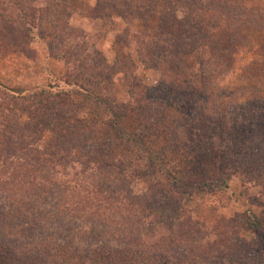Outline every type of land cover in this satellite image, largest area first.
Wrapping results in <instances>:
<instances>
[{"label":"trees","instance_id":"16d2710c","mask_svg":"<svg viewBox=\"0 0 264 264\" xmlns=\"http://www.w3.org/2000/svg\"><path fill=\"white\" fill-rule=\"evenodd\" d=\"M73 3L0 0V55L14 54L36 66L39 58L32 47L45 43L49 59L64 63L66 71L59 80L68 86L65 90L50 81L28 89L0 83V180L8 177L19 185L18 191H7V201L19 209L49 189L84 188L117 206L118 211L106 219L113 227L105 236L143 249L154 260L166 264H253L244 257L253 244L242 233L254 234L264 248V212L254 210L257 197L249 198L254 204L251 209L209 226L201 211L192 207L197 193L184 201L175 190L193 185L189 179L194 170H202L199 174L203 175L202 166L215 164L219 175L242 176L260 188L264 197V139L251 132L262 124L264 100L237 98L225 84L230 52L240 44L235 35L264 29V13L258 10L264 0L252 1L251 7L246 0H98L94 15L103 21L113 16L123 20L129 27L126 42L135 45L140 65L150 68L165 63L180 71L188 56H201L200 98L194 101L195 115L189 120L196 133L206 130L209 137L195 148L189 147V120L175 122L162 117L167 108L173 105L179 109L186 100L176 96L174 87L181 86L178 80L174 86L163 82L160 87H146L134 74V65L127 75L129 101H115L112 90L103 84L105 77L112 80L113 68L106 66L97 43L71 25ZM160 5L170 15L149 27L154 29L149 31L151 35L136 32L134 22L147 27L149 14ZM130 116L138 125L128 131L121 120ZM168 123L171 141L159 143ZM133 142L146 150L150 162L160 164L169 174L166 183L148 180V192L143 196L131 192L135 174L128 176L111 166L116 161V147ZM183 161L192 164V171ZM212 185L202 181L208 189L201 192L213 193ZM241 192L249 197L247 190ZM158 214L164 227L159 237L147 244L140 231ZM1 223L0 264H67L58 259L53 240L19 241L23 225ZM176 250L183 254L178 257Z\"/></svg>","mask_w":264,"mask_h":264},{"label":"rangeland","instance_id":"374dc122","mask_svg":"<svg viewBox=\"0 0 264 264\" xmlns=\"http://www.w3.org/2000/svg\"><path fill=\"white\" fill-rule=\"evenodd\" d=\"M252 1L254 0H246L249 7H251ZM72 6L71 25L97 43L98 51L107 61L108 65L106 66L113 68L111 71L113 72L112 80L105 77L103 84L104 87L112 90L118 104L128 102L130 99L127 75L135 65L134 74L141 78L146 87H160L163 82L174 86L176 80L181 85L174 87L176 96L181 100H186L179 109L171 104L172 107L167 108L165 115L162 116L163 119L171 117L175 122H187L192 115H195L193 103L200 98L198 72L200 55L188 56L180 71L165 63L157 66L152 64L150 68H147V66L140 65L135 45L128 46L126 39L129 34L126 32L129 27L120 17L113 16L109 21L98 19L97 15H94L98 0H74ZM155 10L149 14L147 27L141 21L134 22L132 27L136 32L145 31L151 35L154 29L151 31L149 27H156L161 24L163 17L170 15L162 5ZM258 10L264 13V6ZM178 18L180 22L183 20L180 13ZM232 30L235 31V27ZM235 37L240 44L237 49H232L230 52L232 57L229 62L230 74L227 76L225 84L231 91L236 92L233 96L237 98L257 97L264 100V29L243 31L239 37L238 34ZM46 46L41 42L33 45L32 48L39 58L36 66H31L30 63L19 59L14 54L6 58L0 55V83L33 89V86L46 85L51 81L68 90V86L59 80L61 74L66 71L65 65L62 61L51 59V56L49 59ZM188 96L194 100L188 101ZM82 117L86 118L87 115L84 114ZM121 124L128 131L138 125L131 116L121 120ZM203 126L208 129L205 125ZM166 127L159 143L166 140L171 141V126L168 123ZM188 128L189 147L195 148L202 144L200 142L202 139L209 137L206 130L200 134L196 133L195 124L191 120H189ZM251 132L264 139V117L260 127ZM116 148V161L114 160L111 166H117L120 172H126L128 176L135 174V180L130 186L133 195L143 196L146 194L148 180L155 183L170 181L169 174L164 167L160 164L156 166L150 162L146 150L141 149L138 144L133 142ZM183 163H186L190 167L188 169L192 171V166H190L192 164L185 161ZM202 169L204 170L203 175L199 174L202 170L197 173L194 170L192 179H189V183L193 184L192 186L195 185L194 187L189 184L179 186L175 190V194L179 199L185 201L187 197L197 193L194 196L195 202L192 207L203 213L200 212L201 216L208 220L209 226H213L214 222L222 217L230 218L237 212L251 209L254 204L250 202V197L258 198L254 202V210L259 213L264 212V197L260 194V188H255L251 182H245L242 176L234 173L231 174L232 176L219 175V167H216L215 164L208 168L202 166ZM202 181L213 182L212 186L215 187L213 188L215 191L207 194L201 192L204 188L208 189L207 186H202ZM0 185L3 187L0 189L2 226L11 223L23 225L19 228V241L20 239L22 241L30 239L53 240L58 250V259L67 264H166L160 260L152 259L146 252H143V249H135L129 243H124L122 240H110L105 236V233L111 231V227H113V224L106 219H111L118 209L116 205L113 206L94 191L84 188L63 189L64 191L58 188L49 189L41 194V198H34L28 206L17 209L12 206L11 201H7L5 196H9L7 191L10 193L18 191L19 185L14 184L8 177L2 178ZM245 190L249 192L247 195L249 197L241 195L243 194L241 191L245 192ZM163 227L164 222L161 216L155 215L141 229L142 241L147 244L152 243L159 237L160 229ZM242 236L253 244V248H249L244 254L247 262L252 260L253 264H264L262 241L252 233L243 232ZM176 254L180 257L183 252L176 250ZM242 263L245 264L244 261ZM170 264L173 263L170 262Z\"/></svg>","mask_w":264,"mask_h":264}]
</instances>
